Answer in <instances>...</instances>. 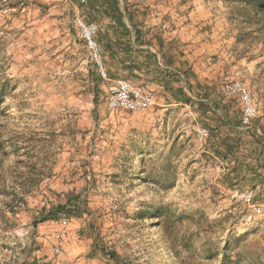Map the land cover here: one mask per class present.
I'll return each mask as SVG.
<instances>
[{
  "label": "rangeland",
  "instance_id": "obj_1",
  "mask_svg": "<svg viewBox=\"0 0 264 264\" xmlns=\"http://www.w3.org/2000/svg\"><path fill=\"white\" fill-rule=\"evenodd\" d=\"M121 1L129 25L133 15L135 23L165 24L170 34L194 20L188 14L195 7L206 9L201 32L216 46L188 71L192 80L199 76L195 92L227 104L243 128L264 126V43L254 30L236 41L233 1ZM76 15L107 25L88 0H0V134L9 151L0 159V264H219L226 242L225 264H264V196L231 174L238 154L223 155L215 118L140 78L123 79L149 93L152 104L110 110L112 80L122 77L93 87L98 70ZM99 31L103 65L116 71ZM236 83L256 108L248 124L230 88ZM67 194L79 197L68 215L56 208ZM156 206L190 242L178 256L147 212ZM42 207L55 216L39 222Z\"/></svg>",
  "mask_w": 264,
  "mask_h": 264
},
{
  "label": "trees",
  "instance_id": "obj_2",
  "mask_svg": "<svg viewBox=\"0 0 264 264\" xmlns=\"http://www.w3.org/2000/svg\"><path fill=\"white\" fill-rule=\"evenodd\" d=\"M235 3L234 12L238 16L239 30L236 35V41L239 42L245 35H251L258 32V37L264 43V0H230ZM89 9L93 12H99L112 20L120 29L118 38L122 41H116L114 44H108L107 50L109 55L115 62V70L105 66V76L107 78H114L113 76L121 75L122 78H144L145 74L147 80H154L162 86L165 94H168L172 100L177 103H185L197 111L204 114H210L215 118L213 127H217L219 132L220 142H222L223 155L228 159L234 154H238L235 159V164L230 167L232 175L236 180L244 179L252 187H259V195L264 196V126H251L243 128L240 120H237L235 115H232L229 106L220 103L217 100L208 101L204 99L207 95L200 98L201 93H195L192 97L188 92H192V88L188 85L184 77L178 72L162 68L157 64V61L152 58L149 51L143 48L133 47V43L127 37L130 36V31L123 21V16L130 20L126 7L123 6L124 11L121 10L119 0H88ZM245 26L255 25L253 29L244 31ZM115 32V31H114ZM117 32V31H116ZM138 30L134 29V44L138 45ZM104 63V59H103ZM95 67V65H94ZM96 69V67H95ZM152 74V76H151ZM95 79L93 87L97 86L99 80L104 79L98 72L92 75ZM120 77V76H118ZM116 79V78H115ZM130 81V80H129ZM2 87H0V98L2 95ZM95 93L93 99H95ZM239 124V125H238ZM212 127V128H213ZM7 142L0 134V159L8 154ZM14 149H12L13 151ZM79 197L77 195H66L64 203H59L56 208L63 209L65 214L75 212L79 208ZM42 213L39 222L51 219L55 215L52 209H45L42 207ZM150 217L156 218V224L162 229L163 234L167 240L169 248L176 256L179 255L180 249H189L190 242L184 237L176 236L175 221L171 219L170 213L165 210L163 206H156L147 211ZM144 212L140 215L144 216ZM37 223L33 220V224ZM229 243L226 242L222 248V258L219 264H225L228 255L226 250H229ZM213 255V254H212ZM207 255L208 257L212 256ZM4 264H41L37 259L22 260L19 262H6Z\"/></svg>",
  "mask_w": 264,
  "mask_h": 264
},
{
  "label": "crops",
  "instance_id": "obj_3",
  "mask_svg": "<svg viewBox=\"0 0 264 264\" xmlns=\"http://www.w3.org/2000/svg\"><path fill=\"white\" fill-rule=\"evenodd\" d=\"M119 2L122 3L121 0H119ZM120 7L121 10L124 11L123 6L120 5ZM127 13L130 16L129 10H127ZM191 14L194 20L191 23H184L179 28L173 30L171 34L167 33L164 30L166 27L165 24H160L158 23V21L157 23L149 24L148 21L143 20L142 18L139 23H135L133 21V15L131 17V25H129L126 16H123V21L130 31V36L127 38L131 40V42L133 43V47L146 49L151 53L150 55H152V58L157 61V64L160 67L168 68L169 70L178 72L181 76H183L184 80L187 81L188 85H190L192 88V92L188 93L192 97H194L196 93L194 89V86L196 84L195 80H199V76H195V80H192L189 77L188 71L189 69L193 70L195 63H198L199 59L205 58L207 55L212 53L213 51L211 52V50L215 48L216 43L213 44L209 42V39H207V36H209V34L207 33L208 30H203L201 32L202 26H205L207 21L200 20H205L206 18H208L207 10L199 5V7H195L192 13L188 14V16H190L189 19H191ZM103 17L105 18L107 25L102 27L100 25L99 38L100 41L104 42V48L107 49V45L109 43L114 44L116 41L122 40L118 38V34L120 33L119 27H117V25L106 16L103 15ZM195 24H198V27H196ZM134 29L138 30V45L134 44L133 41ZM101 34H104L106 36V40L101 39ZM211 36L213 35L211 34L210 37ZM175 45L177 46L174 47ZM114 47L116 48L115 44ZM219 49H221L220 51L223 52L224 46L219 47ZM106 54H109V50H106ZM113 61L116 62L115 59H113ZM186 62L187 65H185ZM213 68L214 66L208 69ZM194 73L196 74V72ZM143 75L144 78L140 79L144 83V86L151 85L152 89L156 92H158L160 89L162 90V92H164L161 85H159L154 80L145 79V77L147 76L145 74ZM119 76L121 77V75Z\"/></svg>",
  "mask_w": 264,
  "mask_h": 264
},
{
  "label": "bare ground",
  "instance_id": "obj_4",
  "mask_svg": "<svg viewBox=\"0 0 264 264\" xmlns=\"http://www.w3.org/2000/svg\"><path fill=\"white\" fill-rule=\"evenodd\" d=\"M75 22L78 26L80 38L84 42L89 57L103 78L105 76V67L103 65V48L97 42L96 36L99 27L95 22H87L79 15L75 16ZM113 81V87L109 90L107 96V106L110 110L119 108L144 109L152 104V97L149 93L142 91L135 85L123 78H116ZM231 90L237 93L242 102L241 121L248 124L256 115V108L250 93L240 84H233ZM199 136H206L207 132L203 129H196Z\"/></svg>",
  "mask_w": 264,
  "mask_h": 264
}]
</instances>
